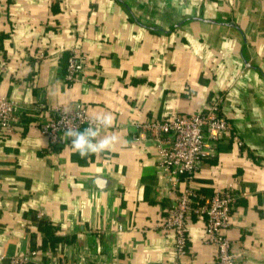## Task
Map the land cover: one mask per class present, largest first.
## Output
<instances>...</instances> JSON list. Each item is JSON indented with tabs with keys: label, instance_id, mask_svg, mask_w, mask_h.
I'll list each match as a JSON object with an SVG mask.
<instances>
[{
	"label": "crops",
	"instance_id": "crops-1",
	"mask_svg": "<svg viewBox=\"0 0 264 264\" xmlns=\"http://www.w3.org/2000/svg\"><path fill=\"white\" fill-rule=\"evenodd\" d=\"M75 47L88 67L67 83L64 54ZM261 70L264 0H0V96L24 107L0 136V264L34 247L44 252L27 264H215L203 221L192 216L180 258L174 233L159 227L170 180L158 141L139 126L206 110L218 96L232 131L208 138L191 183L207 195L235 192L225 234L239 260L264 264ZM77 101L92 116L113 115L111 151L82 159L69 139L49 148V108ZM44 220L64 238L44 243Z\"/></svg>",
	"mask_w": 264,
	"mask_h": 264
},
{
	"label": "built area",
	"instance_id": "built-area-1",
	"mask_svg": "<svg viewBox=\"0 0 264 264\" xmlns=\"http://www.w3.org/2000/svg\"><path fill=\"white\" fill-rule=\"evenodd\" d=\"M66 54L64 80L73 83L84 78L88 67L85 52L75 47ZM41 56H44L43 52ZM221 104L222 97L218 96L211 100L206 110L189 114L176 113L160 120L146 121L139 127L148 131L158 141L163 176L170 180L173 202L158 225L163 231L174 233L176 257L180 258L187 253L189 225L192 216H195L204 222V241L216 247L215 264H247L237 258L232 250V242L225 234L226 228L231 224V214L237 202L235 192L226 188L207 195L191 183L204 157L207 156L208 138H218L223 132L232 131L231 122L221 113ZM23 108L18 101L0 96V136L11 133ZM65 108L50 107L52 115L41 126L42 134L49 140V148L64 141ZM69 109L73 114L80 113L82 116L72 120V126L80 130L86 128L92 115L88 113L85 104L77 101ZM180 179L188 185L180 187ZM41 249L34 247L25 254H17L12 257L10 264H27L30 255L44 252ZM44 264L70 263L61 256L58 261L47 259ZM174 264H178V261Z\"/></svg>",
	"mask_w": 264,
	"mask_h": 264
},
{
	"label": "clouds",
	"instance_id": "clouds-1",
	"mask_svg": "<svg viewBox=\"0 0 264 264\" xmlns=\"http://www.w3.org/2000/svg\"><path fill=\"white\" fill-rule=\"evenodd\" d=\"M64 133L63 138L70 140V148L78 153L82 159L90 155L111 151L113 146L119 143V136L109 134L108 129L114 127V117L110 112L97 113L90 117L88 126L81 131L72 126L71 121L82 118L80 113H75L69 108L64 109Z\"/></svg>",
	"mask_w": 264,
	"mask_h": 264
},
{
	"label": "trees",
	"instance_id": "trees-1",
	"mask_svg": "<svg viewBox=\"0 0 264 264\" xmlns=\"http://www.w3.org/2000/svg\"><path fill=\"white\" fill-rule=\"evenodd\" d=\"M64 56H66V65H67V55L64 54ZM66 67V66H65ZM66 70V69H65ZM39 229H41L42 231H44L45 236H44V243H53L56 240H60L64 237H62L60 234H57V228L53 227V224H51V222L49 221H41V223L39 224Z\"/></svg>",
	"mask_w": 264,
	"mask_h": 264
},
{
	"label": "water",
	"instance_id": "water-1",
	"mask_svg": "<svg viewBox=\"0 0 264 264\" xmlns=\"http://www.w3.org/2000/svg\"><path fill=\"white\" fill-rule=\"evenodd\" d=\"M130 12H131V10H130ZM131 15H132V17H133L135 20H137V18H135L134 14H133L132 12H131ZM229 24H230L231 26H234V27L237 28V26H236V24L233 22V20H229ZM171 27H174V24H173ZM244 61H245V64H246L247 67L257 68V69H258V67H256L252 62H250L246 57L244 58ZM261 72L264 74V72H263L262 70H261Z\"/></svg>",
	"mask_w": 264,
	"mask_h": 264
}]
</instances>
